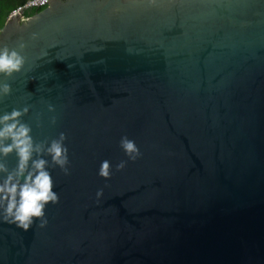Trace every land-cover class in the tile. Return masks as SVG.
<instances>
[{"label":"water","instance_id":"1","mask_svg":"<svg viewBox=\"0 0 264 264\" xmlns=\"http://www.w3.org/2000/svg\"><path fill=\"white\" fill-rule=\"evenodd\" d=\"M46 2L0 30L25 44L0 111L65 132L70 172L45 226L0 219V264H264V0Z\"/></svg>","mask_w":264,"mask_h":264},{"label":"clouds","instance_id":"2","mask_svg":"<svg viewBox=\"0 0 264 264\" xmlns=\"http://www.w3.org/2000/svg\"><path fill=\"white\" fill-rule=\"evenodd\" d=\"M157 0H146L153 5ZM32 38L37 33H32ZM25 44L21 42L19 49ZM17 47L0 45V76H11L20 72L25 65V56ZM11 84L0 80V101L10 95ZM49 112L55 111V105H47ZM30 106L12 107L0 111V219L13 223L17 228L28 230L34 224L41 227L48 223L46 209L50 204L59 202L60 196L55 188L52 169L59 167L65 174L70 172L69 149L65 143L67 134L37 139L33 135V125L24 117ZM53 115L50 123L55 124ZM120 147L127 159L115 164V169H123L128 161H135L141 155L140 146L133 138L122 135ZM14 156L11 166L6 162ZM113 165L110 160L101 162L98 175L108 179L112 175ZM103 194V188L97 189L96 196Z\"/></svg>","mask_w":264,"mask_h":264},{"label":"trees","instance_id":"3","mask_svg":"<svg viewBox=\"0 0 264 264\" xmlns=\"http://www.w3.org/2000/svg\"><path fill=\"white\" fill-rule=\"evenodd\" d=\"M26 0H0V30L3 28L10 13L18 6L22 5ZM43 8L31 9L25 11L26 17L32 16L36 12L41 11Z\"/></svg>","mask_w":264,"mask_h":264},{"label":"built area","instance_id":"4","mask_svg":"<svg viewBox=\"0 0 264 264\" xmlns=\"http://www.w3.org/2000/svg\"><path fill=\"white\" fill-rule=\"evenodd\" d=\"M48 2L46 0H26L22 5L16 7L11 13V16L18 15L22 9L34 6L35 9L45 8ZM9 15V16H10Z\"/></svg>","mask_w":264,"mask_h":264}]
</instances>
